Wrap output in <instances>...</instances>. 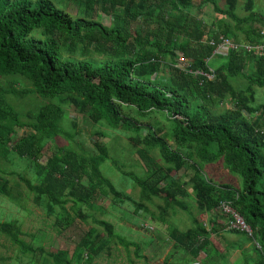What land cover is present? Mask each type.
I'll return each mask as SVG.
<instances>
[{"label": "trees", "instance_id": "obj_1", "mask_svg": "<svg viewBox=\"0 0 264 264\" xmlns=\"http://www.w3.org/2000/svg\"><path fill=\"white\" fill-rule=\"evenodd\" d=\"M217 1H201L200 5L210 4L223 16L205 25L191 16L192 0H0V78L22 77L31 88L12 90V95L33 94L45 101L25 117L13 106L0 104V158L15 155L28 162L34 182L22 181L34 202L49 218H56L58 227L66 229L74 221L67 205L74 216L86 221L90 215L83 207L100 212L91 204L96 195L126 197L101 172L109 156L101 142L94 144L97 154H80L66 146L55 150L45 166L40 163L48 143L58 136L75 138L76 133L63 127L66 107L71 106L96 125L131 134L129 142L146 169V178L136 182L142 187V201L135 203L138 216L151 214L163 223L174 205L192 216L195 228L169 230L174 242L171 255L183 253L214 264L222 253L214 237L225 231L246 235L256 258L245 257L264 264V104L256 106L255 100L256 89L264 90V56L252 52L264 45V13L255 10L256 0H245L248 15L244 17L237 11L240 0H227L221 6ZM68 4L80 7L83 17L68 14ZM102 14L113 17L112 28L94 20V15ZM220 36L238 48L219 55L215 51ZM248 46L253 50L248 51ZM179 55L190 65L186 72L179 68ZM219 57L224 62L212 66V59ZM196 72L212 73L213 79L194 76ZM222 104L228 109L220 112ZM157 118L168 123L166 133ZM143 120L156 122L148 126ZM71 125L78 128L77 122ZM20 130L21 138L13 144ZM157 152L164 163L154 156ZM218 162L231 178L241 179L239 187L205 178L204 169ZM16 195L8 182L0 180V196L22 206ZM151 196L169 208L160 209L158 218L143 203ZM184 199L196 203L197 213ZM222 205L244 220L252 236L228 229L233 215L224 214ZM211 213L221 216L223 225L213 218L208 230L199 216ZM93 222L72 254L47 253L41 264H92L103 251L110 252V242L118 237L113 224L95 218ZM0 234L19 247L28 264L38 253L40 260L46 253L43 247L26 243L15 223H0ZM119 241L144 258L137 244ZM169 258L162 264H171Z\"/></svg>", "mask_w": 264, "mask_h": 264}, {"label": "rangeland", "instance_id": "obj_2", "mask_svg": "<svg viewBox=\"0 0 264 264\" xmlns=\"http://www.w3.org/2000/svg\"><path fill=\"white\" fill-rule=\"evenodd\" d=\"M192 1L194 9L192 10L191 16L194 19H200L205 25H210L215 22L216 18H223V16L214 12L212 5H200L202 0ZM217 3L221 6L227 3V0H218ZM239 3L240 6L237 10L238 14L242 17L247 16L246 1L240 0ZM55 5H57V3ZM57 6L62 9L59 5ZM65 10L75 18H80L84 15L80 7L74 4H68ZM255 10L258 13H264V0H256ZM109 13V9H107L105 14ZM105 14L100 15L98 18L94 15L93 18L103 26L112 28L114 25L113 17ZM241 38L243 39V36H241ZM93 58L101 59V57L96 54L93 55ZM220 62H224V59L219 57L212 59L210 64L214 66V64H220ZM30 88V83L25 79L23 80L22 77L12 76L0 78V104L13 106L17 111L21 112L22 115L24 114V117L29 112H37L45 103L43 99L33 94L25 97L12 95V90L16 89L17 91L25 92ZM255 92L256 106L263 105L264 90L256 89ZM46 102L49 101L47 100ZM227 109L228 107L222 104L219 111L221 112ZM66 118L63 122V127L68 133H76L75 138L58 136L55 138L54 142L48 143L40 160L42 166L47 164L49 158L58 148L68 146L72 147L80 154H97L99 152L95 149L94 144L95 142H101L106 145L109 153L108 160L102 164L101 172L104 178L119 192L126 194V197L123 195L121 199H117L112 194H109V196H103L102 194L96 195L91 204L100 209V212H94L87 207H83L82 211L90 215L86 221L74 216V213L69 208L70 205H67L66 210L69 212L70 217H73L74 221L69 227L63 229L58 227L55 217L49 218L46 210L39 207L34 202L33 196L29 194L25 182L22 181L23 179L25 181L34 182L35 176L29 168L28 162L17 158L15 155H9L2 159L0 158V180L8 182V188L13 190L17 194L16 196H20L22 200V206H17L4 198V196H0V223H15L23 232L21 238L26 243L36 249L40 246L44 248L46 253L43 258L40 260L38 253V257H36L32 264H41L42 260L47 258V253L67 250L72 254L73 249H75L85 232L95 224L93 218L97 220L104 219L112 223L115 234L118 237L113 238L110 242V252L103 251L101 257L95 259L92 264H155L161 259L162 255L167 258L172 256L169 258V262L174 264L185 263L186 260L183 257H187L192 261V257L186 256L185 254L182 255L179 253L181 257L178 255H171L173 248L170 249L168 246L170 242L168 233L172 227L175 226L181 231L195 228L191 215L185 210L178 208L176 205H174L176 209H171L169 212H166V221L163 223H160L159 220L154 221L151 214L145 218L144 216H138V213H136L137 208L135 203H140L142 201V187L137 185L136 182L142 178H146V169L139 154L135 152L129 142V135L131 134L111 130L103 124L96 125L87 118H83V116L71 106L66 107ZM24 120L26 121L28 119L24 118ZM156 120L160 122L161 129L166 133L169 128L168 123L162 121L161 118H157ZM72 122L78 123L77 129H73L71 125ZM144 122L148 126H154L156 121ZM97 132H102L104 136L96 135ZM21 135V130L16 132L13 144L20 140ZM154 156L159 162L164 163L158 152L155 153ZM182 173H175L174 176L179 177ZM203 174L205 178L211 179V181L216 184H231L236 187L242 184L240 178H231L228 173H225L221 162L214 164L212 167L205 168ZM188 189L189 192H192L191 188ZM118 200H120L119 204H117ZM184 201L190 203V211L192 213H197L195 202L192 203L191 199H184ZM143 203L151 213H155L156 218L159 217L160 209L167 208L163 200L154 196H151V201L144 200ZM112 204L117 205L111 207L113 206ZM167 209L169 210V208ZM211 215H213L218 225H223V219L215 213L199 216V220L206 225L208 230L212 229L211 220L213 217L211 218ZM144 224L150 225L154 230L145 228ZM158 231L163 233V237L161 236L159 239L161 242H154V244L151 242L150 244L149 241L154 237H152V235L158 236ZM100 233L101 236L103 235L102 237H105V232L101 229ZM218 235L219 236L214 237V240L216 246L222 253L214 260V264H255L252 260H247V257H245L248 254V256H252L253 259L256 258V254L252 247L253 244L246 235H238L229 232H219ZM119 238L137 244V246L141 248L140 252L143 251L142 254L144 258L137 256L133 246H131L129 248L130 251H128L125 246L121 244ZM234 243H239L241 247L236 246ZM152 253H154V255H152ZM203 257L204 254H202V258ZM0 264H28V258L22 255L19 251V247L13 244L9 238L7 239L1 234ZM201 264H205V262Z\"/></svg>", "mask_w": 264, "mask_h": 264}, {"label": "built area", "instance_id": "obj_3", "mask_svg": "<svg viewBox=\"0 0 264 264\" xmlns=\"http://www.w3.org/2000/svg\"><path fill=\"white\" fill-rule=\"evenodd\" d=\"M218 40H219V43L217 44V48L215 52L218 53L219 55L227 56L230 51L236 50L238 48V46L235 45V43H233L230 39L225 38L223 36H220ZM247 49L248 51L253 50L251 46H248ZM252 52H254L258 56H264V45L257 46L255 51H252ZM178 63H180L181 66L179 68L182 69L183 72L188 71L190 65L188 64L187 59H185L182 55H179ZM193 74L194 76H203L209 81L213 79V76L211 75L212 73L203 75V74L196 72ZM220 210L224 214L233 215V220L231 222H227L228 229L239 230V231L245 232L248 235L252 236L253 233L251 229L245 224L244 220L236 212L234 213L231 211L229 206L222 205L220 206ZM147 227L149 226L147 225ZM150 229L153 230L154 228L150 226Z\"/></svg>", "mask_w": 264, "mask_h": 264}, {"label": "crops", "instance_id": "obj_4", "mask_svg": "<svg viewBox=\"0 0 264 264\" xmlns=\"http://www.w3.org/2000/svg\"><path fill=\"white\" fill-rule=\"evenodd\" d=\"M211 217H213V215H211ZM214 218V217H213ZM223 232H225V231H223ZM158 236H155V235H152V239H151V241H149V243L151 244V242H153V244H154V242H161V241H159V239L161 238V236L163 237V233L161 232V231H158ZM225 233H228V232H225ZM169 240H170V238H169ZM164 241V240H163ZM170 242H171V240H170ZM170 242L168 243V246H169V248L170 249H172L173 248V246H174V242L172 243L171 242V244H170ZM149 244V245H150ZM152 244V245H153ZM174 250V249H173ZM170 252V251H169ZM173 252V251H172ZM169 254V253H168ZM180 254H182V255H184L183 253H180ZM180 254H178V256L179 257H181L180 256ZM152 255H154V253H152ZM183 258H185V260H186V262L184 263V262H182V264H201V262L203 263V261L202 260H200V261H196V260H192L191 261V259H188L187 257H183ZM165 259H167V257L166 256H164V255H162V257H161V259L159 260V261H157L155 264H162L163 262H164V260ZM171 263V262H170ZM171 264H173V263H171Z\"/></svg>", "mask_w": 264, "mask_h": 264}]
</instances>
